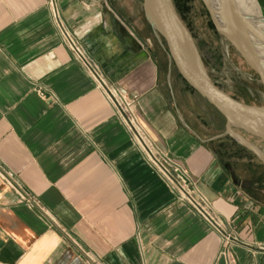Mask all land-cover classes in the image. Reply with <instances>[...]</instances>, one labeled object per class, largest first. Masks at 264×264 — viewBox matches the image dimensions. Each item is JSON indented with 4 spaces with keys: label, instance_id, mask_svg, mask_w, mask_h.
<instances>
[{
    "label": "crops",
    "instance_id": "obj_1",
    "mask_svg": "<svg viewBox=\"0 0 264 264\" xmlns=\"http://www.w3.org/2000/svg\"><path fill=\"white\" fill-rule=\"evenodd\" d=\"M65 31L137 98L143 132L218 227L148 160ZM221 119L143 0H0V264H264V173L235 170L264 163Z\"/></svg>",
    "mask_w": 264,
    "mask_h": 264
},
{
    "label": "water",
    "instance_id": "obj_2",
    "mask_svg": "<svg viewBox=\"0 0 264 264\" xmlns=\"http://www.w3.org/2000/svg\"><path fill=\"white\" fill-rule=\"evenodd\" d=\"M257 7L259 3L254 0ZM216 31L241 55L264 86V58L258 42L264 27H258L242 0H202ZM151 28L165 41L172 59L185 79L212 104L225 120L226 134L264 163V153L247 137L264 141V106L242 103L212 80L197 43L181 19L173 0H143ZM260 10V8H259ZM261 18H264L260 12Z\"/></svg>",
    "mask_w": 264,
    "mask_h": 264
},
{
    "label": "rangeland",
    "instance_id": "obj_3",
    "mask_svg": "<svg viewBox=\"0 0 264 264\" xmlns=\"http://www.w3.org/2000/svg\"><path fill=\"white\" fill-rule=\"evenodd\" d=\"M173 1L181 19L192 33L215 84L242 103L264 106V86L260 77L248 66L235 48L216 31L207 9L201 1ZM259 8V14L261 12L264 17V0H262ZM260 19L264 18L260 16ZM209 118L211 119V116ZM220 127L221 134L223 136L228 135L223 119H221ZM247 138L264 153V141L253 137ZM231 140L235 141L232 137ZM252 155L254 162H260L255 154L252 153ZM260 166H254L252 172L248 168L246 172H243L244 168L238 165L235 170L239 176L248 179L256 173H264V167Z\"/></svg>",
    "mask_w": 264,
    "mask_h": 264
},
{
    "label": "built area",
    "instance_id": "obj_4",
    "mask_svg": "<svg viewBox=\"0 0 264 264\" xmlns=\"http://www.w3.org/2000/svg\"><path fill=\"white\" fill-rule=\"evenodd\" d=\"M65 41L74 53L75 58L78 61L84 63L89 68L97 87L103 91L104 95L114 107L118 116L130 130L134 141L141 147L148 160H150V162L169 182L172 189L179 193L180 199L189 203L202 216L210 220L212 224L218 227L219 225L217 220H214V218L209 215L208 211L206 210V201L203 198L196 197L192 194L187 181L181 174L180 168L177 167L168 156L159 154L152 146L146 134L143 132L142 127L140 126L136 117L137 98H131L128 95L119 92L115 87L110 85L99 68L88 59L79 42L68 31H65ZM13 187L23 201L29 204L36 203V200L33 197L25 194L20 186L13 185Z\"/></svg>",
    "mask_w": 264,
    "mask_h": 264
},
{
    "label": "bare ground",
    "instance_id": "obj_5",
    "mask_svg": "<svg viewBox=\"0 0 264 264\" xmlns=\"http://www.w3.org/2000/svg\"><path fill=\"white\" fill-rule=\"evenodd\" d=\"M242 2L245 4V8L249 14L253 16L255 24L260 28L264 27V19H260L259 8L257 7L255 1L242 0ZM258 49L264 58V41L258 42Z\"/></svg>",
    "mask_w": 264,
    "mask_h": 264
},
{
    "label": "flooded vegetation",
    "instance_id": "obj_6",
    "mask_svg": "<svg viewBox=\"0 0 264 264\" xmlns=\"http://www.w3.org/2000/svg\"><path fill=\"white\" fill-rule=\"evenodd\" d=\"M201 1V3L203 4V6L205 7V5H204V3L202 2V0H200ZM258 1V3H259V5H261V2H262V0H257ZM206 8V7H205ZM261 10H262V8H261ZM208 12V11H207ZM263 12V11H262ZM209 14V13H208ZM209 17H210V15H209ZM210 19H211V17H210ZM211 22H212V20H211Z\"/></svg>",
    "mask_w": 264,
    "mask_h": 264
}]
</instances>
